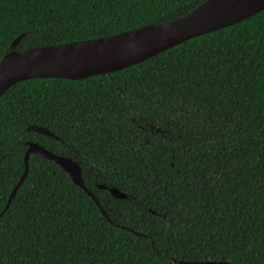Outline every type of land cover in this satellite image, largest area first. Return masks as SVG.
Listing matches in <instances>:
<instances>
[{"label":"trees","instance_id":"obj_1","mask_svg":"<svg viewBox=\"0 0 264 264\" xmlns=\"http://www.w3.org/2000/svg\"><path fill=\"white\" fill-rule=\"evenodd\" d=\"M202 1L0 0V58L156 24ZM29 141L80 161L118 225L31 153L0 216V264H262L264 9L117 71L11 85L0 96V211Z\"/></svg>","mask_w":264,"mask_h":264},{"label":"water","instance_id":"obj_2","mask_svg":"<svg viewBox=\"0 0 264 264\" xmlns=\"http://www.w3.org/2000/svg\"><path fill=\"white\" fill-rule=\"evenodd\" d=\"M263 9L264 0H203L188 12L156 24H146L102 37L32 47L23 51L11 49L0 58V96L11 85L27 79L78 80L117 71L187 39L242 21ZM20 38L21 35L15 37L9 46L15 47ZM25 129L60 140L42 126L30 124ZM31 153L39 154L57 164L67 173L71 183L81 188L95 202L102 215L110 223L118 225L109 219L97 197L86 188L82 177V167L77 160L70 156L57 155L33 141L27 143L23 155V171L10 190L0 216L8 208L16 190L26 176L28 156ZM98 187L104 188L103 185H98ZM108 192L113 198H126V195L115 187H109ZM128 230L136 236H146L141 232ZM173 262L178 264H232L223 260H173Z\"/></svg>","mask_w":264,"mask_h":264},{"label":"flooded vegetation","instance_id":"obj_3","mask_svg":"<svg viewBox=\"0 0 264 264\" xmlns=\"http://www.w3.org/2000/svg\"><path fill=\"white\" fill-rule=\"evenodd\" d=\"M57 155H61V154H57ZM66 156H68V155H66ZM71 157V156H70ZM78 161V160H77ZM78 163L80 164V161H78Z\"/></svg>","mask_w":264,"mask_h":264}]
</instances>
